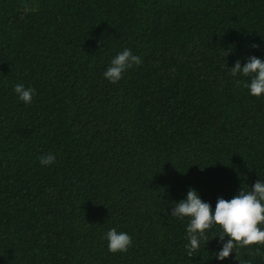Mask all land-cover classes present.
<instances>
[{"label": "trees", "instance_id": "obj_1", "mask_svg": "<svg viewBox=\"0 0 264 264\" xmlns=\"http://www.w3.org/2000/svg\"><path fill=\"white\" fill-rule=\"evenodd\" d=\"M125 48L142 64L113 84ZM251 56L264 0H0V264H264L260 244L216 259L219 226L189 257L171 215L264 181V94L231 76Z\"/></svg>", "mask_w": 264, "mask_h": 264}, {"label": "clouds", "instance_id": "obj_2", "mask_svg": "<svg viewBox=\"0 0 264 264\" xmlns=\"http://www.w3.org/2000/svg\"><path fill=\"white\" fill-rule=\"evenodd\" d=\"M140 64L141 57L133 55L130 49L125 48L112 59L111 66L104 72V77L115 84L127 69ZM237 75L252 77L250 84L246 85L252 96L260 97L264 94V61L260 58L251 56L243 66L237 60L235 66L231 68V76ZM239 83L238 80L237 84ZM14 91L19 100L26 104L32 102L33 88H25L22 83H18ZM55 159L52 153H48L40 157V163L47 166ZM171 215L190 219L186 229L189 243L185 245L189 257L199 249L201 241L205 239L206 230L219 226L222 229L218 235L220 241L223 242L225 236L229 237L227 242H223L222 249L215 253L216 259L222 261L237 247L264 245V230L259 227L264 224V181L258 180L251 187V191L242 189L231 200L218 198L214 211L209 203L202 201L195 189L189 188L186 199L176 203ZM106 239L108 251L111 253L126 252L132 243L127 233H118L115 228L106 233Z\"/></svg>", "mask_w": 264, "mask_h": 264}]
</instances>
